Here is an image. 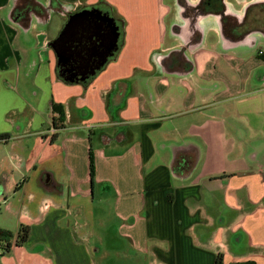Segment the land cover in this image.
Instances as JSON below:
<instances>
[{
	"label": "crops",
	"instance_id": "0c3cea01",
	"mask_svg": "<svg viewBox=\"0 0 264 264\" xmlns=\"http://www.w3.org/2000/svg\"><path fill=\"white\" fill-rule=\"evenodd\" d=\"M103 1L124 21V38L83 86L56 76L51 19L24 32L0 0V203L17 199L26 244L42 240L48 264H93L73 218L81 201L103 195L113 231L147 264H264V45L227 47L208 25L186 51L192 67L173 71L161 58L183 40L162 0L140 10ZM52 104L64 114L60 130ZM27 254L12 246L0 264H35Z\"/></svg>",
	"mask_w": 264,
	"mask_h": 264
},
{
	"label": "flooded vegetation",
	"instance_id": "af4514ba",
	"mask_svg": "<svg viewBox=\"0 0 264 264\" xmlns=\"http://www.w3.org/2000/svg\"><path fill=\"white\" fill-rule=\"evenodd\" d=\"M162 3L168 8L167 19L174 33L183 40V45L161 58L166 69L182 71L192 67L186 51L199 45L208 25L215 27L216 38L227 47L245 45L253 49L264 43V0H162ZM85 8H104L110 10L112 16L114 14L103 0H78L73 4L63 0H10L7 16L27 32L33 19L37 20L39 16L61 17L62 28L71 14ZM117 18L120 26L123 20Z\"/></svg>",
	"mask_w": 264,
	"mask_h": 264
},
{
	"label": "rangeland",
	"instance_id": "374dc122",
	"mask_svg": "<svg viewBox=\"0 0 264 264\" xmlns=\"http://www.w3.org/2000/svg\"><path fill=\"white\" fill-rule=\"evenodd\" d=\"M122 4V1L127 2L129 6L132 4L131 9H142L140 4L142 0H116ZM143 3L148 7L151 6L149 0H143ZM129 8V7H128ZM113 16L117 18L118 13L113 9ZM137 14V13H136ZM133 14V15H136ZM118 19V18H117ZM60 19L55 15L52 16L49 23L48 34L52 40L57 36L61 29ZM131 30V29H130ZM149 30H151L149 28ZM136 34V33H135ZM143 43V42H142ZM264 45V43H262ZM264 48V46L262 47ZM262 147L261 153L264 155V141L260 142ZM260 158H263L260 155ZM63 177L62 169L57 167L56 178L60 180ZM108 197L103 195L101 199L96 197L94 200L91 198L81 201L80 205L83 207V212L73 218L78 225H84V231H79L76 234L77 243L86 249L89 248L90 258L93 264H147L145 259H139L135 252L130 248L126 239H122L115 228L113 204L108 202ZM7 203H0V231H4L10 235V243L14 245L18 227L25 222L18 223L17 199L7 200ZM17 210V211H16ZM23 212V211H22ZM19 214V215H18ZM18 215V216H17ZM26 250L29 255L34 257L35 264H48L53 259V253L46 246L42 240L33 241L31 244H25ZM239 250L246 249V240L238 247ZM21 250H16L15 259L20 256ZM31 264L30 261L25 262ZM53 263V261H52Z\"/></svg>",
	"mask_w": 264,
	"mask_h": 264
},
{
	"label": "water",
	"instance_id": "95a60500",
	"mask_svg": "<svg viewBox=\"0 0 264 264\" xmlns=\"http://www.w3.org/2000/svg\"><path fill=\"white\" fill-rule=\"evenodd\" d=\"M120 42V27L110 10L85 8L71 14L48 44L57 78L68 85L86 86L115 57ZM49 182L46 179V185Z\"/></svg>",
	"mask_w": 264,
	"mask_h": 264
},
{
	"label": "trees",
	"instance_id": "16d2710c",
	"mask_svg": "<svg viewBox=\"0 0 264 264\" xmlns=\"http://www.w3.org/2000/svg\"><path fill=\"white\" fill-rule=\"evenodd\" d=\"M120 34H121V42L120 46L123 42L124 38V22L120 21ZM57 76V75H56ZM59 80V79H58ZM52 113L56 114L57 117L52 119V126L55 130H60L64 128L63 120H64V114L60 107V105L52 104ZM55 135L52 137V142L55 141ZM7 139L6 135H0V141H5ZM88 172H89V178H90V184H92L93 181V174H94V162H93V156L91 148L89 149V164H88ZM30 229L28 226L20 225L18 227V231L16 234L14 245L10 243V235L4 231H0V251L2 254L9 253L12 246H15L17 248L24 246L28 239H29ZM215 264H222V257L218 256ZM238 264H253L250 262L247 263H238Z\"/></svg>",
	"mask_w": 264,
	"mask_h": 264
},
{
	"label": "built area",
	"instance_id": "2783aa9c",
	"mask_svg": "<svg viewBox=\"0 0 264 264\" xmlns=\"http://www.w3.org/2000/svg\"><path fill=\"white\" fill-rule=\"evenodd\" d=\"M259 54L261 55L262 52H259ZM48 207V204H44L43 208L46 209Z\"/></svg>",
	"mask_w": 264,
	"mask_h": 264
}]
</instances>
